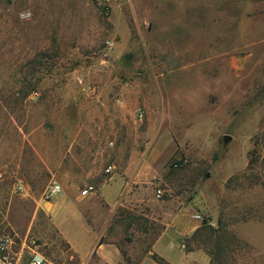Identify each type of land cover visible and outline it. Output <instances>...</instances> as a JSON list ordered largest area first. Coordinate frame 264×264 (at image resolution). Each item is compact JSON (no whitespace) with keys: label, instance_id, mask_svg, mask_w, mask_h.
Returning <instances> with one entry per match:
<instances>
[{"label":"rangeland","instance_id":"1","mask_svg":"<svg viewBox=\"0 0 264 264\" xmlns=\"http://www.w3.org/2000/svg\"><path fill=\"white\" fill-rule=\"evenodd\" d=\"M86 80L80 100L75 82ZM103 123L120 134L111 175L81 131ZM38 149L59 163L46 167ZM0 172V238L15 239L0 264L28 263L27 236L50 264H81L44 202L57 205L58 226L83 254L97 235L117 247L114 264H138L171 221L159 251L172 263L264 264V0H0ZM116 173L128 174L126 189L97 227L101 204L71 192L108 184L101 191L112 205ZM54 182L63 190L46 201ZM204 219L225 224L223 246L216 254L202 240L188 258L182 229Z\"/></svg>","mask_w":264,"mask_h":264},{"label":"crops","instance_id":"2","mask_svg":"<svg viewBox=\"0 0 264 264\" xmlns=\"http://www.w3.org/2000/svg\"><path fill=\"white\" fill-rule=\"evenodd\" d=\"M96 71V70H94ZM74 77L72 78H75ZM71 78V79H72ZM49 81L50 80H44L45 85L48 84L49 85ZM90 80H86L85 84L82 83H76V86L74 87L76 89V93H78L79 99L82 100V97L85 95L89 96L88 93V88L89 85L92 84L91 82H89ZM73 85V80H68V87ZM41 94V93H40ZM74 95V94H73ZM83 97V98H84ZM91 112H85V113H81L79 114L80 118H83V116L86 119H92L94 117H92V114H90ZM69 119V117H68ZM102 120L105 121L106 117L102 116L101 118ZM111 121V120H110ZM106 123H103L104 126H102L101 128H91V129H81V131L86 132L87 135H91L92 138V143L95 142V144L93 143L91 150L95 151L94 155H96L97 161H101V162H105L107 161L108 164L107 167L109 166H114L116 168V162L118 159V155L121 153L122 148L119 146V144L116 145V141H111V140H117V138L119 139V129L114 126V125H110L111 128L110 130H106L105 127ZM78 133V132H77ZM76 131H74V129L72 128H68V135L72 134V135H77ZM81 134V133H78ZM77 139L73 140L72 143L69 144L68 147V151H75L78 150V146H77ZM112 144V145H111ZM93 154V153H92ZM37 155L40 158V160L43 162V164L46 167H52V166H56L57 163V157L52 153H45L43 152L42 149H38L37 151ZM124 157L126 158V162L128 164V167H131L134 160L133 157L130 154L129 148H128V153L124 154ZM116 170V169H115ZM115 172V171H114ZM113 172V173H114ZM127 173H129L128 171H126ZM125 173V171L123 172ZM123 173H116V175L114 176L113 180L111 181V184H116V186H119L120 188V196L118 197V200L115 201L112 205L110 204L109 200L105 197L106 195H104V193H102L101 189L104 188L106 185L108 184H102L100 185V187H98V191L95 194H92L91 196L87 197V198H83L80 195V192H78L77 190L71 192V195L73 196V198H76L77 201H85V200H89V202H93V201H97L101 204L102 209L104 210L105 213L104 216H102V218H98L96 220H94L95 225L98 227L99 225L101 227L104 228V224L102 223L104 221V218L106 216L107 213H110L111 210L115 209L118 205L119 202V198L122 197L123 192L126 189V186H124L125 184H127V176L128 174H123ZM71 177V176H70ZM86 178H88V175H85V178H76L75 176L72 178V181L74 182H86ZM68 180H69V174H68ZM70 193V192H69ZM184 206H182L179 210L181 211L182 208ZM40 208L46 212L48 215H50V219L53 222V225L55 226V228L58 230L60 236L62 237V239L70 245V248L75 252V254L78 256V258L81 261V264H90V262L92 261V259L94 258V255L97 254L98 258L96 259L97 261H99L100 264H114L116 262V259L118 257L119 254V250L117 247H112L110 248L109 245L106 244H101L100 245V240L101 237L99 235H97L96 239L94 240V242L92 243L90 249L83 254L81 252V250L77 247V245L75 243H73L69 238L68 235L66 233H64V231H62V229L58 226L57 224V215L59 213V208H57L56 204H52L51 202H44L40 204ZM177 213V212H176ZM176 213H174L173 215H169L166 216V218L170 217V221L173 219L174 215H176ZM87 221V219H86ZM172 222V221H171ZM168 223V227L165 229V231H163V233L158 237V239L156 240V242L153 245L152 251H150L149 255L145 256L142 260H140V262L138 264H159L156 262V260L153 258V256H157L158 258L164 260L166 262V264H181V263H172L171 261H169L166 257H164L165 255H163L160 251H159V246L160 244L164 241V239L167 236L168 231L173 227V224ZM88 223V221H87ZM201 221L197 222L195 226L193 227H189V228H184L182 229V237L181 239H186L190 236H192L200 227H201ZM90 224V223H89ZM91 226V225H90ZM106 228V226H105ZM189 255H187L186 257L191 258L193 257V255H195V253H187ZM186 255V253H185ZM195 257V256H194ZM187 258H185L186 260ZM196 259V258H195Z\"/></svg>","mask_w":264,"mask_h":264},{"label":"built area","instance_id":"3","mask_svg":"<svg viewBox=\"0 0 264 264\" xmlns=\"http://www.w3.org/2000/svg\"><path fill=\"white\" fill-rule=\"evenodd\" d=\"M14 1H16V0H14ZM21 18L23 20H29L31 18V13L30 12L22 13ZM34 95H35V97H39L40 93L37 92ZM138 116H139L140 120L144 119V115L142 113L139 114ZM115 169L116 168L111 165V166L106 168L105 173L108 175H111V174H113ZM5 179H6L5 174L0 172V182L5 181ZM15 190L17 193L24 195V196L28 194V189L22 181H19L18 183H16ZM62 190H63L62 186L60 184H58L57 182H54L46 190V192L44 194L45 200L51 201V200L55 199L62 192ZM97 191H98V188L96 186L89 185L80 192V195L83 198H87V197L91 196L92 194L97 193ZM163 195H164V191L162 189H159L157 191V197L160 199L163 197ZM195 218L198 220L202 219V217L200 215H195ZM14 244H15L14 237H12L10 235H4L3 237L0 238V252L1 253L8 252L13 247ZM21 244H22V248H23L21 255H23L24 252L27 250V255H28V263L27 264H50L49 261L46 259V257L43 256L39 252V244H38V240H36V238H34L33 236H31V237L27 236L25 239H23L21 241Z\"/></svg>","mask_w":264,"mask_h":264},{"label":"trees","instance_id":"4","mask_svg":"<svg viewBox=\"0 0 264 264\" xmlns=\"http://www.w3.org/2000/svg\"><path fill=\"white\" fill-rule=\"evenodd\" d=\"M209 221L207 219H204L201 228L198 229L191 237L186 238L184 241H182V246L186 249L188 253L193 251V249H191L193 245L201 244L202 240L207 241L206 244L209 243L214 244V251L216 252V254L219 253V246H223V245L222 243L216 244V242L219 241L221 236L225 238V236L221 235L220 233L221 230L226 229V226L224 223L220 222L219 228H215L213 225L210 224ZM224 234H226V239H231V241L232 239H234L233 237H231L230 233H228L227 230H225ZM210 240H212L213 242H208ZM101 244L102 242L100 241V245ZM209 251H211V249ZM210 255L212 256V252H210ZM153 257L157 263L166 264L164 260L158 258L157 256L154 255Z\"/></svg>","mask_w":264,"mask_h":264},{"label":"water","instance_id":"5","mask_svg":"<svg viewBox=\"0 0 264 264\" xmlns=\"http://www.w3.org/2000/svg\"><path fill=\"white\" fill-rule=\"evenodd\" d=\"M224 140L226 143H228L229 141H231V137L230 136H225ZM207 177H209V174L206 175Z\"/></svg>","mask_w":264,"mask_h":264}]
</instances>
